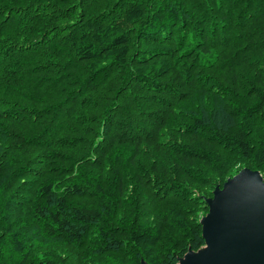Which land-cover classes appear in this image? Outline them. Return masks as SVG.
<instances>
[{"label":"trees","instance_id":"trees-1","mask_svg":"<svg viewBox=\"0 0 264 264\" xmlns=\"http://www.w3.org/2000/svg\"><path fill=\"white\" fill-rule=\"evenodd\" d=\"M243 167L264 0H0V264H175Z\"/></svg>","mask_w":264,"mask_h":264},{"label":"water","instance_id":"water-1","mask_svg":"<svg viewBox=\"0 0 264 264\" xmlns=\"http://www.w3.org/2000/svg\"><path fill=\"white\" fill-rule=\"evenodd\" d=\"M203 200L208 207L199 220L203 245L188 248L175 264H264L261 172L243 167Z\"/></svg>","mask_w":264,"mask_h":264}]
</instances>
